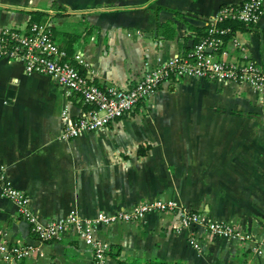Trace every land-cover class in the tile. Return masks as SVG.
Instances as JSON below:
<instances>
[{
  "label": "crops",
  "instance_id": "crops-1",
  "mask_svg": "<svg viewBox=\"0 0 264 264\" xmlns=\"http://www.w3.org/2000/svg\"><path fill=\"white\" fill-rule=\"evenodd\" d=\"M242 1L0 0V27L47 22L87 78L123 86L159 58L180 53L186 42L191 46L192 26L206 24L221 5ZM232 37L264 68V5L256 22H240L224 41L238 55ZM87 108L49 75L26 71L21 60L0 59V227L12 241L37 249L9 264H89L91 251L71 233L39 240L2 194L3 183L27 193L41 220L71 211L92 217L162 197L238 223L264 240V89L174 74L129 114L63 139V113L74 119ZM100 235L110 243L106 264H264V249L253 252L201 225L180 226L178 214L149 213L103 227Z\"/></svg>",
  "mask_w": 264,
  "mask_h": 264
},
{
  "label": "built area",
  "instance_id": "built-area-1",
  "mask_svg": "<svg viewBox=\"0 0 264 264\" xmlns=\"http://www.w3.org/2000/svg\"><path fill=\"white\" fill-rule=\"evenodd\" d=\"M263 5L264 0H243L236 4L221 5L208 21L207 34L194 43L189 53L159 58L155 65L146 67L138 77L123 86H99L87 78L68 59L64 49L59 47L47 22L32 20L24 28L12 25L0 27V59L21 60L26 71L45 73L62 87L79 94L88 108L74 119L63 113L61 137L68 139L87 131L97 132L115 119L129 114L174 74L248 83L264 89V68L250 57L244 44L236 37H232L231 42L240 50L238 55L234 52L230 54L222 45V37L218 35L229 31L230 26H219L216 23L224 19H234L244 24L254 23ZM74 58L83 62L80 53L75 54ZM1 192L17 205L18 211L30 223L39 240L61 239L71 233L87 245L91 251L89 264H106L110 243L100 235V229L114 223L140 220L153 212L178 214L180 226L201 225L210 235L237 240L253 252L260 253L264 249V240H258L238 223L212 219L198 210L180 209L173 198L140 199L113 211L101 210L92 217H82L71 211L62 217L41 220L31 210L30 198L23 190L10 183H3ZM197 240L193 234L190 235L194 245L199 244ZM36 250L31 242L12 241L7 230L0 227V262L9 264L29 257Z\"/></svg>",
  "mask_w": 264,
  "mask_h": 264
},
{
  "label": "trees",
  "instance_id": "trees-1",
  "mask_svg": "<svg viewBox=\"0 0 264 264\" xmlns=\"http://www.w3.org/2000/svg\"><path fill=\"white\" fill-rule=\"evenodd\" d=\"M217 25L219 26H230V30L218 34L220 37H222L223 42L222 45L224 44V41L227 39V37L230 36V34L233 32V30L236 28L238 24H240V21L234 20V19H224L221 21L216 22ZM242 23V22H241ZM208 22L206 24L200 25V26H192V29L194 30V36H193V42L191 46L187 45V42L184 44V47L182 48L181 52L182 54H187L191 51L193 45L195 42H197L201 37L205 36L207 34L206 28H207ZM69 59V58H68ZM72 62V61H71ZM73 63V62H72ZM74 64V63H73ZM75 65V64H74ZM76 66V65H75ZM79 69V68H78ZM80 70V69H79ZM81 72V71H80ZM83 73V72H82ZM112 255L118 254L116 251H110ZM119 264H141L140 262L136 260H125V259H116ZM143 264H181L179 261H174V262H166V261H158L154 259H147Z\"/></svg>",
  "mask_w": 264,
  "mask_h": 264
}]
</instances>
